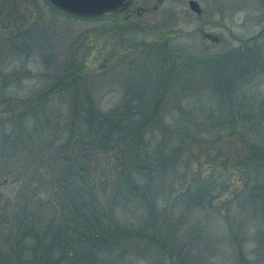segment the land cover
I'll return each mask as SVG.
<instances>
[{
	"label": "rangeland",
	"instance_id": "rangeland-1",
	"mask_svg": "<svg viewBox=\"0 0 264 264\" xmlns=\"http://www.w3.org/2000/svg\"><path fill=\"white\" fill-rule=\"evenodd\" d=\"M188 1L0 0V264H264V0Z\"/></svg>",
	"mask_w": 264,
	"mask_h": 264
},
{
	"label": "water",
	"instance_id": "water-1",
	"mask_svg": "<svg viewBox=\"0 0 264 264\" xmlns=\"http://www.w3.org/2000/svg\"><path fill=\"white\" fill-rule=\"evenodd\" d=\"M58 8L77 16L91 17L114 10L124 4L126 0H49ZM190 8L201 12L196 0H189Z\"/></svg>",
	"mask_w": 264,
	"mask_h": 264
},
{
	"label": "trees",
	"instance_id": "trees-1",
	"mask_svg": "<svg viewBox=\"0 0 264 264\" xmlns=\"http://www.w3.org/2000/svg\"><path fill=\"white\" fill-rule=\"evenodd\" d=\"M56 78L57 79L53 82V84L51 86H48L47 89L43 91V94L48 95L49 93H52V92L56 91V89H57L56 88L57 87V84L56 83H58V76H56ZM59 78L62 79V84H63L65 82L64 80H68L69 79V75H64V76L61 75V76H59ZM103 132L104 133L102 134V137H103V139L106 140L107 139L106 137L107 136H110L113 131L108 128V129H105V131H103ZM130 231L134 235L135 231H133V230H130ZM137 231L140 232V233L143 232L140 229H138ZM130 236H131V234H130Z\"/></svg>",
	"mask_w": 264,
	"mask_h": 264
}]
</instances>
